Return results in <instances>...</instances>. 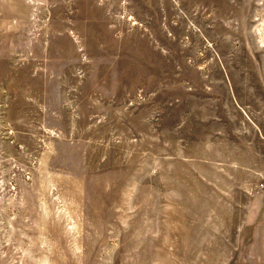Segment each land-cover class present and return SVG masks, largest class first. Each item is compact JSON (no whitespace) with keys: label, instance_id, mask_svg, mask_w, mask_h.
I'll list each match as a JSON object with an SVG mask.
<instances>
[{"label":"rangeland","instance_id":"1","mask_svg":"<svg viewBox=\"0 0 264 264\" xmlns=\"http://www.w3.org/2000/svg\"><path fill=\"white\" fill-rule=\"evenodd\" d=\"M259 199L264 0H0V264H257Z\"/></svg>","mask_w":264,"mask_h":264},{"label":"crops","instance_id":"2","mask_svg":"<svg viewBox=\"0 0 264 264\" xmlns=\"http://www.w3.org/2000/svg\"><path fill=\"white\" fill-rule=\"evenodd\" d=\"M253 134L256 136L257 132ZM250 212L255 218L249 231L248 253L257 264H264V199L253 200Z\"/></svg>","mask_w":264,"mask_h":264}]
</instances>
